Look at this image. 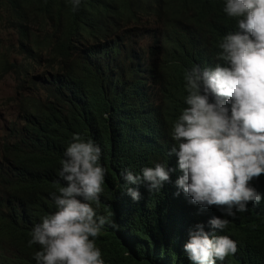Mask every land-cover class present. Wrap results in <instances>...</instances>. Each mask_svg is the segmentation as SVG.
<instances>
[{"label":"trees","instance_id":"obj_1","mask_svg":"<svg viewBox=\"0 0 264 264\" xmlns=\"http://www.w3.org/2000/svg\"><path fill=\"white\" fill-rule=\"evenodd\" d=\"M226 0H0V81L17 87V117L0 144V264H39L34 228L58 208L67 147L79 135L101 149L103 191L89 201L105 264H192L184 250L196 224L227 235L237 252L216 264H264V199L223 230L216 206L190 203L176 187L183 175L171 149L173 127L188 107L185 73L214 68L219 45L238 31ZM215 98L210 96V102ZM156 163L169 169L160 190L128 185ZM264 194V175L250 182ZM136 188L139 201L127 194ZM19 188V189H18ZM179 192V195L177 193ZM115 224L118 227H113Z\"/></svg>","mask_w":264,"mask_h":264},{"label":"clouds","instance_id":"obj_2","mask_svg":"<svg viewBox=\"0 0 264 264\" xmlns=\"http://www.w3.org/2000/svg\"><path fill=\"white\" fill-rule=\"evenodd\" d=\"M79 5L80 0H73L74 7ZM224 12L237 18L239 30L219 45L222 64L210 69L195 66L185 73L188 107L174 124L178 146L170 153L178 157L183 173L176 187L190 197V203L216 206L226 217L211 218L208 226L213 230L225 229L229 217L247 211V206H259L264 199L250 186L264 175V0H226ZM73 140L61 162L66 186L55 197L58 210L43 218L29 241V247L42 248L35 254L39 264H105L90 237H97L106 221L97 220L88 203L103 191L106 169L99 164L101 149L79 135ZM172 171L156 163L144 168L142 175L126 171L123 179L128 185L147 184L151 192L160 190ZM127 194L133 201L141 198L136 188L128 187ZM184 250L192 264H216L238 248L229 236L210 234L199 223L190 229Z\"/></svg>","mask_w":264,"mask_h":264},{"label":"rangeland","instance_id":"obj_3","mask_svg":"<svg viewBox=\"0 0 264 264\" xmlns=\"http://www.w3.org/2000/svg\"><path fill=\"white\" fill-rule=\"evenodd\" d=\"M3 43H16L15 35L11 32L1 31ZM17 87L12 77L0 81V144L4 139L7 125L17 116Z\"/></svg>","mask_w":264,"mask_h":264},{"label":"bare ground","instance_id":"obj_4","mask_svg":"<svg viewBox=\"0 0 264 264\" xmlns=\"http://www.w3.org/2000/svg\"><path fill=\"white\" fill-rule=\"evenodd\" d=\"M19 189V188H18Z\"/></svg>","mask_w":264,"mask_h":264}]
</instances>
